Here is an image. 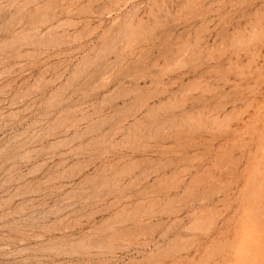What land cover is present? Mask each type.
Listing matches in <instances>:
<instances>
[{
	"label": "rangeland",
	"instance_id": "1",
	"mask_svg": "<svg viewBox=\"0 0 264 264\" xmlns=\"http://www.w3.org/2000/svg\"><path fill=\"white\" fill-rule=\"evenodd\" d=\"M0 264H264V0H0Z\"/></svg>",
	"mask_w": 264,
	"mask_h": 264
}]
</instances>
